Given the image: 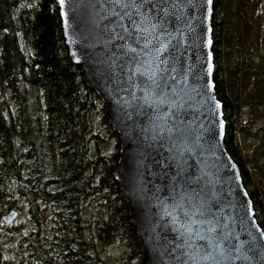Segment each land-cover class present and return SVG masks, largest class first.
<instances>
[{
  "label": "water",
  "instance_id": "95a60500",
  "mask_svg": "<svg viewBox=\"0 0 264 264\" xmlns=\"http://www.w3.org/2000/svg\"><path fill=\"white\" fill-rule=\"evenodd\" d=\"M56 2L69 55L118 131L113 174L146 264H264V230L224 141L212 0Z\"/></svg>",
  "mask_w": 264,
  "mask_h": 264
},
{
  "label": "trees",
  "instance_id": "16d2710c",
  "mask_svg": "<svg viewBox=\"0 0 264 264\" xmlns=\"http://www.w3.org/2000/svg\"><path fill=\"white\" fill-rule=\"evenodd\" d=\"M245 8L246 0H212L213 78L225 146L264 230L262 180L242 164L251 155L239 137L244 106L264 111V45L256 48L244 35ZM97 118L105 134L94 127ZM118 151L117 130L69 55L56 0H0V221L17 209L15 198L26 203L32 264H118L102 259L97 245L115 238L125 247L124 264H146L113 174ZM249 163L261 169L255 156Z\"/></svg>",
  "mask_w": 264,
  "mask_h": 264
},
{
  "label": "rangeland",
  "instance_id": "374dc122",
  "mask_svg": "<svg viewBox=\"0 0 264 264\" xmlns=\"http://www.w3.org/2000/svg\"><path fill=\"white\" fill-rule=\"evenodd\" d=\"M243 13L246 15L245 22L247 23L244 27V35H251L253 46L259 48L261 43L264 45V0H246V8ZM241 112L243 122L241 125L246 122V130L244 128L242 134L239 135L240 145L243 147V153L251 155L246 162L242 159V164L249 165L247 170L250 178L257 181L258 178L262 180L258 184L264 190V111L255 106L251 109L244 106ZM94 127L105 134L99 118L95 120ZM254 156L261 165L259 170H256L249 163ZM15 199L17 200L18 216L11 223H6L3 219L0 221V264H32L28 259V241L34 224L30 220L26 203L21 198ZM46 224V232L51 237V228L54 224L52 218H49ZM120 244L119 238H115L106 248H103L97 239L98 250L102 259L105 258L107 262L118 260V264H124L122 258L124 254L122 247L124 246L120 247Z\"/></svg>",
  "mask_w": 264,
  "mask_h": 264
},
{
  "label": "flooded vegetation",
  "instance_id": "af4514ba",
  "mask_svg": "<svg viewBox=\"0 0 264 264\" xmlns=\"http://www.w3.org/2000/svg\"><path fill=\"white\" fill-rule=\"evenodd\" d=\"M18 214H19V213H18ZM18 214H17V215H18Z\"/></svg>",
  "mask_w": 264,
  "mask_h": 264
},
{
  "label": "bare ground",
  "instance_id": "6f19581e",
  "mask_svg": "<svg viewBox=\"0 0 264 264\" xmlns=\"http://www.w3.org/2000/svg\"><path fill=\"white\" fill-rule=\"evenodd\" d=\"M212 27V26H211Z\"/></svg>",
  "mask_w": 264,
  "mask_h": 264
}]
</instances>
